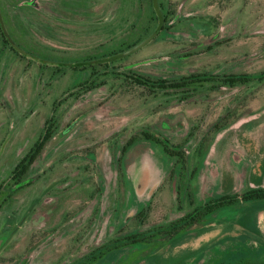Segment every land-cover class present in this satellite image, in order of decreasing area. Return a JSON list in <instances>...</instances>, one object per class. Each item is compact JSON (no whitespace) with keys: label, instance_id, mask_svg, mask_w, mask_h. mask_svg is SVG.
I'll return each mask as SVG.
<instances>
[{"label":"rangeland","instance_id":"rangeland-1","mask_svg":"<svg viewBox=\"0 0 264 264\" xmlns=\"http://www.w3.org/2000/svg\"><path fill=\"white\" fill-rule=\"evenodd\" d=\"M159 1L168 4L165 16ZM0 17V185L72 88L76 74L57 78L60 64L82 66L148 39L122 72L153 58L160 63L132 71L177 78L264 71V0H0ZM1 24L24 57L5 48ZM255 86L181 102L111 81L68 99L56 113L60 130L76 127L37 158L30 185L7 203L0 198V264H264V201L235 203L178 235L162 232L222 196L264 187V85ZM141 130L182 145L187 168L146 136L129 151L127 177L115 181L114 142ZM149 229L158 232L147 242L89 263Z\"/></svg>","mask_w":264,"mask_h":264},{"label":"trees","instance_id":"trees-1","mask_svg":"<svg viewBox=\"0 0 264 264\" xmlns=\"http://www.w3.org/2000/svg\"><path fill=\"white\" fill-rule=\"evenodd\" d=\"M160 9L162 10L161 13L165 16V13L168 12V4H165L164 1H159ZM162 28V27H161ZM164 28V29H163ZM163 30H166L163 25ZM167 31V30H166ZM144 41V40H143ZM142 41H136L133 45L129 46L128 49H132L133 47L138 46ZM145 42L148 43V39H145ZM121 50V49H120ZM115 53V52H113ZM122 52L115 53L112 55H104L102 58H98L97 62H108L109 64L105 66V70L108 72L110 71V67L112 70H117L115 68V64L120 62L122 57ZM110 63L113 65L110 66ZM102 70L97 67V72H100ZM224 78L220 77L215 72H200V73H193L186 77L178 78L179 80L175 84V91H173L172 86H170L167 82L166 84L159 85V91H154L152 93L159 94L161 96H164L165 99L169 101V97L175 93V99L177 101H190L193 98H197L201 95H206L211 92H219L222 89H234L237 87H248L251 84H255L257 86V89L264 85V71L260 74L256 75H235L232 74L227 75L224 74ZM113 78H118L117 75L113 74ZM147 86V85H145ZM255 86V87H256ZM158 87V86H157ZM99 88V86H98ZM146 92V89H145ZM68 93V92H66ZM57 102V101H56ZM55 102V103H56ZM57 107L54 108L52 112V116L56 115L57 113ZM54 125H49V131L47 134V137L49 140L55 136V129L53 128ZM44 132H41L39 134V137L37 141L34 144V147L32 148L31 152L28 154L26 158H24L13 170L11 173V179L6 185H0V198L2 197L4 199V202L7 203L11 199V197L18 193L20 190L25 188L26 186L30 185L31 183L26 180V175L30 171V168L33 166V164L36 162L37 158L42 154L43 146H44ZM147 136V139H151L152 141L157 142L162 147V150L164 153L175 160V163L180 166L182 170H185L187 167L186 160L187 157L184 153V148L182 145L177 146H169L168 140H166V144L163 143L161 139L154 138L153 135H147L145 133V138ZM2 200V199H1ZM264 201V187H256L252 188L250 191L239 195L235 197H227L222 196L219 198V200L208 203L204 207H201L200 209H195L193 212H191L188 216L185 218H180L177 223H173L172 229L170 232L168 231H162L164 234H170V235H178L181 231L186 229H191L197 225H209L213 222L212 216L216 214L219 210L225 209L227 207H230L231 205L238 203L241 205L246 204H252L257 202ZM1 204H3L0 201ZM150 212L149 207L145 209V213L141 214L146 217L147 213ZM145 217L142 219V216H137V219L140 220V222L146 221ZM162 229V228H161ZM158 232L156 230H147L145 233L142 234H134L128 236L124 240L117 241L118 245L111 246L110 248H107L106 251H99V255H93L91 258H89V263H92L94 260L98 261L100 258H103L106 254H111L115 250L127 248L131 244H141L147 242L149 239L154 238L155 235L152 234V232ZM169 236V235H168ZM126 241L127 243H125ZM88 264V263H86ZM245 264V263H240Z\"/></svg>","mask_w":264,"mask_h":264},{"label":"flooded vegetation","instance_id":"flooded-vegetation-1","mask_svg":"<svg viewBox=\"0 0 264 264\" xmlns=\"http://www.w3.org/2000/svg\"><path fill=\"white\" fill-rule=\"evenodd\" d=\"M2 20V18L0 17V21ZM1 30H2V34H3V38L5 39L4 44H5V48H10L12 51L18 53L21 57H24L25 55L24 50H22V48L15 46L14 41L11 40L10 35H8V32L6 31L5 27L1 24ZM152 36V35H151ZM216 40H214L211 44L215 45ZM145 42L142 41L141 43ZM140 43V44H141ZM147 44V43H146ZM126 46V45H125ZM127 47V46H126ZM212 46H210V44L208 45V48H211ZM136 48L133 47L131 50L130 49H121L122 57H121V62L119 64H115V68H117V70H112V68L110 67V71L108 72L107 70H105V66L108 65V62H91V63H86L84 65H80V63L77 64H72V63H64V64H60L59 66H57L56 69H54L55 71V76L58 77H64L66 76L70 71H73L76 76L73 78V81L71 83V87L70 89H68L66 92L68 93H63V95H61L59 97V99L55 100L53 103V108H52V112L54 110L55 107H57V113L59 112L60 108L64 105L63 103L66 102L68 99L69 100H77L79 98H83L86 96V94H88L89 92L92 91H96L98 89V86H103V85H107L109 83H111V81H119L122 82L124 84H130L133 85L139 89H141L142 91L146 92L153 96V97H159L161 96L160 93L156 94V93H152L154 91H159V85L161 84H166V82L172 86V90L175 91V84L176 82L179 80L178 78L181 77H176V76H159L160 74L157 75H147L141 72H137V71H132L133 69L137 68L139 65H143L145 63H151V64H159L160 61H157V58H153L147 61H141L138 62L134 65H132L131 67H124V71L122 72V64L125 60H127L128 58L131 57V55L134 53V49ZM210 49H208L209 51ZM200 52V51H199ZM202 54L205 53L203 50H201ZM172 57V56H170ZM113 65L112 63H110V66ZM97 67H99L100 72H97ZM119 69V72H118ZM212 72V71H209ZM220 77L224 78V73L220 74L218 72H216ZM115 74L117 75L118 78H113L112 75ZM233 76H235L233 74ZM56 78H53V80H55ZM147 85V86H145ZM158 86V87H157ZM224 89H222L221 91H223ZM207 95H201L197 98H193V99H201V97H207ZM164 97V96H163ZM165 98V97H164ZM175 101V93L173 92V94L169 97V101ZM192 100V99H191ZM57 101V102H56ZM56 102V103H55ZM54 125V129H55V136H53V138L51 140H49V138L47 137L48 131H49V125L51 124ZM60 119L58 117L57 119V115H48L45 123L43 125V128L41 130V132H44V146H43V150H42V154L45 152V150L48 149L49 145L52 143V141L56 138V136H58L60 134V137L63 138L65 137L68 133H70L77 124V121H74L71 125H69L67 128H65L64 130H60ZM168 123H163L162 128L164 131H171V125L170 128L168 129L165 125ZM169 125V124H168ZM154 138H158L161 139L163 141L164 144H166V140H168V144L169 146H177L174 145L172 143V141L166 137V136H160L159 137L156 135H153ZM145 140V131L141 130L137 135L131 137L128 141H126L125 144L120 145L117 141L114 142L113 145V149L116 151L114 152V158H113V163H112V167L115 168V170H117V173L114 174L115 176V181H118V177H119V173L122 174L123 176L125 175L127 177V172H128V154L129 151L131 149H133L135 147V145L139 147V145H142L143 142ZM150 140V139H149ZM151 141V140H150ZM153 144L157 147H159L162 150V147L157 144V142L152 141ZM92 161L95 163L96 162V158L94 155H90ZM90 171V168H89ZM46 173H48V169H46L45 171ZM27 176V175H26ZM122 178V177H121ZM27 180V179H26ZM104 181L103 178H100V181ZM29 182H31V180H27ZM101 190H103L104 185L101 182Z\"/></svg>","mask_w":264,"mask_h":264},{"label":"water","instance_id":"water-1","mask_svg":"<svg viewBox=\"0 0 264 264\" xmlns=\"http://www.w3.org/2000/svg\"><path fill=\"white\" fill-rule=\"evenodd\" d=\"M145 44H146V42H143V43L139 44V45L134 49V51L137 50V49H139V48H141V47H143ZM2 244H3V241L0 240V250H1V248H2Z\"/></svg>","mask_w":264,"mask_h":264},{"label":"crops","instance_id":"crops-1","mask_svg":"<svg viewBox=\"0 0 264 264\" xmlns=\"http://www.w3.org/2000/svg\"><path fill=\"white\" fill-rule=\"evenodd\" d=\"M249 156H250V157H253V155H251V153H249Z\"/></svg>","mask_w":264,"mask_h":264}]
</instances>
